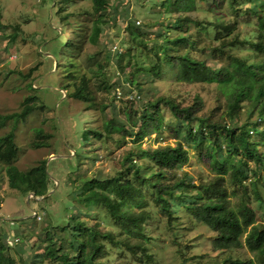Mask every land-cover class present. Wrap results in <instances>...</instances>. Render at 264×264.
Returning a JSON list of instances; mask_svg holds the SVG:
<instances>
[{"label":"trees","instance_id":"trees-1","mask_svg":"<svg viewBox=\"0 0 264 264\" xmlns=\"http://www.w3.org/2000/svg\"><path fill=\"white\" fill-rule=\"evenodd\" d=\"M198 1L204 5H199ZM73 2L60 0L52 10V24L61 25L62 32L52 30L57 35L52 42L56 44L50 59L56 61V74L68 71L72 82L66 86L67 90L73 89L63 103L75 99L85 107L80 111L82 114L89 111L105 114L108 105L102 104L98 93L119 87L111 83L107 74L110 53L103 62L90 68H84L81 55L87 44H98L101 39L107 41L108 30L125 20L121 16L124 12L120 11V0H88L89 5L68 11ZM155 4L159 7L154 12L159 15V22L148 24L149 29L157 27L153 32L154 43L143 38L140 28L130 26V34L121 42L127 49L116 54L119 72L125 75L124 81L129 85L124 89L132 86L141 90L140 94L123 89L125 93L138 95L131 100L126 119L116 122L114 118H105L102 130L80 127L85 149L92 148L96 141L113 137L115 131H119L122 141L130 138L131 150L120 160L116 159L111 172L80 175L72 180L77 209L83 205H103L116 228L104 229L103 219L94 223L85 220L82 210L78 209L76 216L53 228H44V237L27 240L26 235H22L26 245L23 254L8 243L9 235L2 233L0 264H17L14 254H19L25 264L38 253L42 256L36 259L39 264H110L105 260L109 257L108 244L125 253L113 264H149L153 255L146 227L152 217V204L165 213L170 227L179 224L180 212L186 210L197 222L216 233L215 257L198 256L196 262L191 263L190 257L185 256L184 264H264V224L258 223V210L252 198L254 196L261 205L264 201L259 188L251 189L247 184L253 170L259 179L264 172V0H160ZM200 12L207 15L202 16ZM242 24L251 26L243 30ZM132 47L147 52L148 70L135 62L137 71L126 74L124 61H131ZM204 53L210 54L219 66L213 67L203 59ZM40 54L43 56V52ZM41 65L39 62L19 75L35 79ZM167 68L176 82L214 85L217 106L202 113L204 103L199 95L184 106L180 97L152 98V91L144 92V81L155 84L165 76ZM30 87L33 88V83ZM56 93L59 98L63 97L61 92ZM36 98L28 96L19 112L0 113V128L12 122V129L0 136V163L10 165V186L21 185L26 194L43 197L54 184L47 170V160H41L28 170L12 165L19 157L17 124L35 111ZM166 111L171 117L165 118ZM166 120L175 123H166ZM165 128L176 138L174 144L156 148L141 146L140 142L149 135ZM181 130L187 131L185 141L199 151L200 161L214 173L210 181L196 183L187 172H177L191 159L188 145L178 138ZM53 137L52 133L38 127L33 145L50 147ZM81 149L75 148V156L66 159L76 162L72 169L77 172H82L78 162ZM253 161L256 165L251 167ZM148 195H152V199ZM242 248L254 253V258L239 255ZM36 260L31 264H36Z\"/></svg>","mask_w":264,"mask_h":264},{"label":"rangeland","instance_id":"rangeland-1","mask_svg":"<svg viewBox=\"0 0 264 264\" xmlns=\"http://www.w3.org/2000/svg\"><path fill=\"white\" fill-rule=\"evenodd\" d=\"M156 1L160 0H120V11L124 12L121 16L125 17V20L108 30L107 41L104 42V39H101L98 44H87L81 55V63L84 68L96 66L99 61L103 62L102 60H105L110 53L107 74L111 83H116L123 92L124 90H134L140 93V89L132 86L128 90L124 89V86L129 85L124 81L125 75L119 72L117 53H115L114 47L117 46L121 52L126 51L127 45H121V42L128 37L127 34H130V26L140 28L144 33L145 40L153 42L156 39L153 32L157 30V27L148 28V24L159 22V15L154 13L159 9L155 4ZM57 2L59 3L60 0H0V113L19 112L28 96L37 97L35 111L26 120H21L17 124L19 157L12 162V165L21 170H28L39 164L41 160H48L54 155H65V157L57 158L59 160L51 161L49 164V174L54 180L50 190L53 193L44 199H38L32 195L29 197L30 194H26L21 185L17 188L10 186L8 181L10 165L0 163V237L2 233L9 235L8 243L12 247H17L20 254L25 252L26 246L22 235L25 234L27 240L38 236L44 237V228H53L65 219L78 214L79 208L77 209L75 206L73 198L75 183H72V180L80 175L89 176L92 173L106 175L113 170L116 159L120 160L124 153L132 148V145H129L131 144L129 137L125 141L119 139V131H115L111 138L96 141L90 149H85L82 145L80 127L93 126L102 130L105 118L107 120L114 118L116 122L126 119V110L133 100L131 96L135 95L124 96L122 94L119 96V93L115 91L117 88L110 92L100 91L98 99L103 100L102 104L108 105L105 114L96 111L82 114L80 111L85 110V107L82 102L75 99L63 103L68 98L69 90L73 88L66 89L67 85L72 84L71 79L67 76L68 71L56 74V61L53 62L50 59L53 58V47L56 44V42H52L56 40L57 35L52 30L62 32L61 25L52 24V10ZM198 4L204 5L200 1ZM87 5H89L88 0H74L67 10L74 11ZM120 11L118 12L120 13ZM200 14L207 15L205 12H200ZM250 26L241 25L243 30H248ZM132 48L131 61H124L126 74L135 69V62H140V68L148 70L150 57L148 59L147 52L139 47ZM40 52H43V56ZM202 57L213 67L219 66L210 54L204 53ZM39 62L42 65L35 73V79H26L19 75L21 71L27 73ZM135 71L137 70L135 69ZM31 83H33V88L30 87ZM144 87V92H153L152 98L154 96L168 97L169 95L174 98L180 97L183 99L184 106L190 105L199 95L204 103L202 113L213 110L218 103L214 85L176 82V77L172 75L170 68H167L165 76L162 79H157L155 84L144 81ZM39 90L40 92H38ZM58 91L63 94L62 98L57 96L56 92ZM164 116L169 118L171 114L166 111ZM165 122L173 121L166 120ZM38 127L53 134L50 147H34L35 129ZM11 129L12 122H9L5 128H0V136ZM186 135L187 131L181 130L178 138L184 140L188 145L184 139ZM175 139L172 138L171 130L165 128L160 133H152L140 144L143 148H156L168 143L174 144ZM75 148H82L80 161H78L81 164L82 172L72 169L76 165L74 160H66L75 156ZM188 148L191 156L190 162L177 172L180 174L187 172L188 176L194 178L196 183L210 181L214 177V173L200 161L198 150L190 145ZM250 165L252 167L256 164L253 161ZM261 173L263 178L259 179L253 170L247 184L251 189L257 186L262 201H264V172ZM148 197L152 199V195H148ZM252 199L253 205L258 210V223L264 224V203L259 204L254 196ZM79 210H82L81 216L85 220L94 223L98 219H103L104 229L114 230L116 228L113 219L108 215L107 209L103 205L89 207L83 205ZM150 210L152 217L147 223L146 232L151 238L148 246L153 255V261L149 264H184L185 256L190 257V262L194 263L198 256L215 257L217 255L213 245L216 233L197 222L186 210H181L180 222L175 227H170L168 218L165 213L159 210L158 205L152 204ZM86 212H90V215H87ZM32 215L35 216L32 218ZM34 218L36 219L34 220ZM10 241L13 243L11 244ZM108 248L109 257L105 260L110 264L125 255L123 250L110 244H108ZM27 249L29 250L28 246ZM239 255L244 258H254V253L249 252L246 248L239 250ZM19 256V254H14L17 264H23ZM40 256L39 253L32 255V258L29 257L30 259L25 264H31L32 260H39ZM36 264L39 262L37 261ZM43 264H50V262Z\"/></svg>","mask_w":264,"mask_h":264},{"label":"water","instance_id":"water-1","mask_svg":"<svg viewBox=\"0 0 264 264\" xmlns=\"http://www.w3.org/2000/svg\"><path fill=\"white\" fill-rule=\"evenodd\" d=\"M65 97V96H64ZM63 157H65V155H54V156H51L48 160H47V170L49 169V164H50V162L52 161V160H54V159H57V158H63ZM53 178V177H52ZM53 193V191H50V192H48L45 196H43V197H37V196H35V194H30L29 195V197L32 195L33 197H35V198H41V199H44V198H46V197H48V196H50L51 194ZM35 215H32L31 217L33 218Z\"/></svg>","mask_w":264,"mask_h":264},{"label":"built area","instance_id":"built-area-1","mask_svg":"<svg viewBox=\"0 0 264 264\" xmlns=\"http://www.w3.org/2000/svg\"><path fill=\"white\" fill-rule=\"evenodd\" d=\"M114 49L116 50L115 53H117V52L119 51L117 46H115ZM115 91H117V92L119 93V96H122V94H123L124 96H128V95L134 94L135 96H133V95L131 96L133 99H135V97L138 96V95L135 94L134 92H131V93H124L119 87H118L117 90H115ZM138 99H139V98H138ZM10 242H11V244L13 243L12 241H10Z\"/></svg>","mask_w":264,"mask_h":264}]
</instances>
